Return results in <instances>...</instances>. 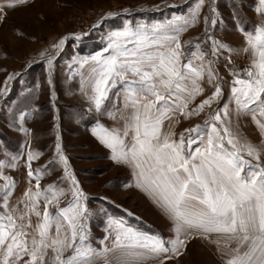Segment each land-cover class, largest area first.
<instances>
[{
  "label": "snow or ice",
  "instance_id": "1",
  "mask_svg": "<svg viewBox=\"0 0 264 264\" xmlns=\"http://www.w3.org/2000/svg\"><path fill=\"white\" fill-rule=\"evenodd\" d=\"M28 3L2 0L0 23ZM158 7L184 10L151 23L124 14L105 30V21L121 19L109 13L89 32L56 37L37 54L41 77L26 89H15L23 71L4 69L0 116L22 142L16 149L0 142V264H96L99 257L105 264H170L194 238L214 245L219 264H264V0H255L259 20L250 25L236 12L231 28L239 43L222 30L215 0ZM96 31L98 47L67 53ZM66 54L60 71L80 100L73 118L87 120L107 158L130 171L126 187L146 194L167 218V239L107 195L99 197L101 208L90 207L61 135L57 65ZM41 94L53 133L46 160L28 127L41 115ZM198 117L202 123L175 131ZM241 121L255 126L259 144L242 136ZM21 170L28 186L16 197L12 173Z\"/></svg>",
  "mask_w": 264,
  "mask_h": 264
},
{
  "label": "rangeland",
  "instance_id": "2",
  "mask_svg": "<svg viewBox=\"0 0 264 264\" xmlns=\"http://www.w3.org/2000/svg\"><path fill=\"white\" fill-rule=\"evenodd\" d=\"M215 3L219 9V15L223 18L222 30L231 34L229 38L234 43H239V36L232 33L231 28L237 11L241 18L259 20L258 14L254 15L255 0H243L242 10H240L241 0H215ZM167 4H183V0H29L27 5L10 10L6 22L0 23V76L6 68L17 72L23 71L21 83H17L15 89L17 92L21 88L26 89L41 77L42 69L39 66L37 54L56 37L89 32L95 22L109 13L121 19L105 21V30L114 23H121L124 14H128L129 18H142L151 23L161 21L174 12L179 14L184 10L183 8L158 7V5ZM234 5H236L235 8ZM19 32L25 34L23 39L18 38ZM100 34L99 31L93 32L91 36L85 37L81 45L70 43L67 53H76L77 48L83 54L91 52L98 47ZM190 34L195 35V33ZM185 38H188V34ZM34 57L36 63L31 71H28V65L33 63ZM66 58L67 54L57 65V92L60 97L58 107L62 117L61 135L66 154L70 157L78 178L84 182L85 191L92 198L90 207L93 210L101 208L103 202L99 201V197L107 195L115 204L132 211L133 221L135 217H139L143 225L163 232L167 239L172 235L171 232L165 231L169 224L167 218L153 205L146 194L134 186L126 187L133 184L130 171L116 166L107 158L106 150L89 135L87 129L90 126L87 120L77 121L73 118V114L80 106V100L78 95H70L64 84L60 69L65 64ZM15 96L16 92L13 93V98ZM37 103L41 107V115L34 122L29 123L28 127L34 133L33 146L44 151V160H46L53 143V133L50 130L51 114L45 95L41 94ZM202 122V117L193 118L191 122L184 121L176 126L175 131L179 133L185 127ZM105 123L110 127L114 126L110 120H106ZM241 125L242 136L248 139L251 137V142L259 138L255 131H248V121H241ZM0 137H2L0 142L7 143L10 149H16L18 143L22 142V137L7 130L3 116H0ZM12 175L18 184L16 197H20L28 186L25 172L21 170ZM50 179L52 177L45 178L43 183L47 184ZM108 207L113 214H122L114 204ZM33 220H35L34 217ZM93 235L103 238L104 232L102 228L94 226ZM93 245L97 248L102 247L98 240H94ZM213 248L214 245H209L199 238L191 239L187 244L186 254L176 258L170 264H177V261L178 264H219V258L214 254ZM96 264H105L104 257L97 258Z\"/></svg>",
  "mask_w": 264,
  "mask_h": 264
},
{
  "label": "crops",
  "instance_id": "3",
  "mask_svg": "<svg viewBox=\"0 0 264 264\" xmlns=\"http://www.w3.org/2000/svg\"><path fill=\"white\" fill-rule=\"evenodd\" d=\"M243 20H244V22L246 23V24H249L250 25V18H248V17H246V18H242ZM248 131H255L256 133H258L257 132V130L255 129V126L254 125H252L250 122H248ZM242 128V127H241ZM254 133V132H253ZM251 134V133H250ZM249 140H252V138L250 137L249 138ZM252 143H254V144H259L260 143V141H259V138L256 140V141H254V142H252Z\"/></svg>",
  "mask_w": 264,
  "mask_h": 264
}]
</instances>
